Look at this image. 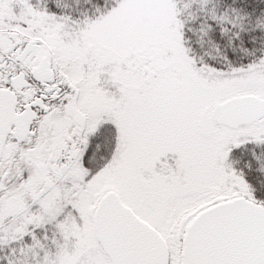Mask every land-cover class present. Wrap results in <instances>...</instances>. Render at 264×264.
<instances>
[{
    "label": "snow or ice",
    "instance_id": "1",
    "mask_svg": "<svg viewBox=\"0 0 264 264\" xmlns=\"http://www.w3.org/2000/svg\"><path fill=\"white\" fill-rule=\"evenodd\" d=\"M0 264H264V0H0Z\"/></svg>",
    "mask_w": 264,
    "mask_h": 264
}]
</instances>
